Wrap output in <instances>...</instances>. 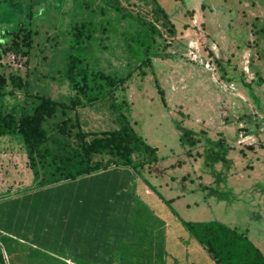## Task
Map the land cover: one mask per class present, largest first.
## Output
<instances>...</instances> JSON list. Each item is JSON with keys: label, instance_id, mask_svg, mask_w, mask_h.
I'll return each mask as SVG.
<instances>
[{"label": "rangeland", "instance_id": "374dc122", "mask_svg": "<svg viewBox=\"0 0 264 264\" xmlns=\"http://www.w3.org/2000/svg\"><path fill=\"white\" fill-rule=\"evenodd\" d=\"M81 24L87 40L75 36ZM15 44L18 54L3 52ZM71 56L87 67L84 90L98 99L89 103L78 92L80 75L74 82L66 77ZM25 74L26 89L13 95L5 88L3 112L29 111L36 95L64 103L78 98L65 118L81 116L83 129L99 132L117 128L124 116L155 148L132 155L131 190L129 175L120 173L110 194L106 187L101 193L117 198L104 237L123 236L114 247L118 263L147 258L163 222L172 240L190 237L182 222L216 221L264 255V0H0V75ZM101 75L114 80L110 93ZM58 120H48L49 133ZM31 187L20 139L0 138V198L6 197L0 211L16 208ZM37 197L30 212L17 208L22 217L6 223L17 250L6 253L5 264L69 260L59 253L67 250L68 231L46 228ZM207 259L201 248L198 261Z\"/></svg>", "mask_w": 264, "mask_h": 264}, {"label": "trees", "instance_id": "16d2710c", "mask_svg": "<svg viewBox=\"0 0 264 264\" xmlns=\"http://www.w3.org/2000/svg\"><path fill=\"white\" fill-rule=\"evenodd\" d=\"M33 3H35V0H32ZM117 6L114 4V7ZM154 11L157 15L162 16L164 14L161 8ZM164 18L166 20V17ZM148 28L151 31L156 30L153 24H150ZM84 29V24H81V28L74 35L78 39L80 35L84 40L89 39L90 35H84ZM19 49L18 45L15 44L3 50V52L13 51L18 54ZM76 75H80L83 81L78 92L83 95L87 102H92L94 97H89L84 90L89 78L87 67H82L79 57L71 56L66 68V77L74 82ZM90 77L93 78V73ZM98 78L110 85L109 93L115 87L114 80L108 76L101 75ZM7 85H10L13 89L10 91L12 94L24 90L29 85L28 76L26 74L23 77L12 75L6 78L0 75V101L5 96ZM35 99L37 104L29 111L14 112L11 110L3 112L0 108V138L14 137L20 139L28 166L33 175L34 188L29 189V191L37 192L54 186L61 188L64 184L79 179L96 177L100 172L126 173L130 176L132 172L129 169L136 173L134 161L132 160L134 153L141 150L152 154L155 152V148H151L142 142L124 116L118 118V127L115 129L85 132L78 125L79 119L65 118L67 111L74 110L76 105L80 104L78 98L71 100L69 103L59 102L44 95H36ZM56 115H60V120L54 124L55 131L49 133L45 125L48 120L53 119ZM73 121H77L76 124ZM74 129L75 132H73ZM22 194L24 192L19 195ZM56 195L59 203L68 205V202H70L68 194H62L61 190L57 191ZM25 198L22 197V199L17 200L16 208L12 205L9 211H0V218H5L4 215H8L7 218L1 220L0 224V264H5L6 253L17 250L15 247L11 250L12 242L7 235L8 231H6L5 226H7V222L16 221L22 217V211L19 213L17 208H22L25 211L29 209V204L22 205ZM0 199L4 201L6 197ZM5 204V202H1L0 207L3 208ZM53 208V203L49 201L46 208L43 209ZM42 215L43 218L49 217V220L55 219H53L52 213L47 214L46 211ZM59 215L61 216V213ZM61 225L68 226L66 223ZM182 225L214 264H264L262 252L244 234L238 233L229 226L216 221L182 222ZM66 246L67 250L65 251L62 247V252L59 253L70 258L69 246L68 244ZM164 263L160 262L159 264ZM7 264L9 263L7 262ZM44 264H71V262L63 257L57 261L46 260Z\"/></svg>", "mask_w": 264, "mask_h": 264}, {"label": "crops", "instance_id": "0c3cea01", "mask_svg": "<svg viewBox=\"0 0 264 264\" xmlns=\"http://www.w3.org/2000/svg\"><path fill=\"white\" fill-rule=\"evenodd\" d=\"M75 115H77L76 112ZM75 118L79 119L78 125L83 131H95L83 129V121L81 120V116ZM75 118H73L72 116L70 119L75 120ZM74 122L76 124L77 121H73V123ZM119 174L120 173L117 174L100 172L98 173V175H96V177L93 178L81 180L79 179L78 181L64 184L61 188H57L56 186H54L52 188H45V190H38L37 192L29 191V189H31L32 187L34 188L32 175V187L27 189L26 191H23L24 194H22L24 198L26 197L25 199H23L22 205L29 204V209L27 211L23 209V211L25 213L30 212V208L36 206L33 205L34 201L32 203L31 197L38 196L37 198L39 199V202L36 203L39 209V218L42 219L46 228L48 225V229L52 228V230H59L61 231V233H67L68 231V237H64L65 239L63 240H66L67 238V240H69V260L71 264H74V262L75 264H129L127 262L131 261L118 263L119 260L114 257L118 250L117 248L114 249V247L115 245L120 247V244L123 241V236H116L113 240H107L104 237V231L107 228V225L105 224L109 223V221L111 220V217L109 215L112 216L116 214L115 210L111 212L110 207H115L117 198L113 199L106 196L104 197V195L102 196L101 193H103L104 188L106 187L107 195L110 194L108 189L110 187H116L120 182ZM132 177L133 176L131 174L128 177L129 183L127 186L130 187V190L133 184ZM95 189L97 190V195L96 198L93 199V192L95 191ZM59 190L62 191V194H68V199H70L68 205L59 203L56 197L57 191ZM121 195L122 193H118L116 194V197H121ZM18 199H22V197H17L16 201ZM49 201L53 203L54 208L44 210L43 208H46ZM45 211L47 212V214L52 213V217L53 219H55L49 220V217H41L43 216L42 214L45 213ZM59 213H61V216L59 215ZM124 216L125 215L122 214V217ZM56 219H58L59 221H56ZM61 219L66 222L62 221ZM62 223H66V225L68 226H62ZM118 229H120V226H117V228H115V230L113 231L115 232ZM172 234L173 233L168 230L167 224H165L164 222L160 223L157 226L156 231V236L159 241L157 243L155 242L152 246L154 249L150 252V255L147 254V258L139 261L137 264H159L160 262H165L164 264H181L182 262H185L184 264H207V262L208 264H213V261L208 256L207 260L198 261L201 248L193 240H191L189 236H186L187 239H184L183 236L181 238V236L176 235L174 239L171 240ZM181 239L185 241L184 245H182ZM167 245H169L170 247H167Z\"/></svg>", "mask_w": 264, "mask_h": 264}, {"label": "built area", "instance_id": "2783aa9c", "mask_svg": "<svg viewBox=\"0 0 264 264\" xmlns=\"http://www.w3.org/2000/svg\"><path fill=\"white\" fill-rule=\"evenodd\" d=\"M190 47H192V46H190ZM190 59L192 60V61H198V62H202V61H200V58L193 52V51H191V56H190Z\"/></svg>", "mask_w": 264, "mask_h": 264}]
</instances>
